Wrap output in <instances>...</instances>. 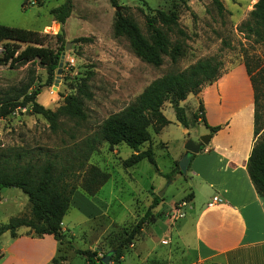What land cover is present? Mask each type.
<instances>
[{
  "label": "rangeland",
  "instance_id": "obj_1",
  "mask_svg": "<svg viewBox=\"0 0 264 264\" xmlns=\"http://www.w3.org/2000/svg\"><path fill=\"white\" fill-rule=\"evenodd\" d=\"M63 1L42 0V4H37L35 0H0L1 24L46 34L45 44L54 51H60V56L64 52L62 71L57 74L56 69L51 79L38 60L15 68L0 64V101L3 97L18 96L24 90L30 92L39 88L35 100L56 110L66 95L76 92L75 87L82 78L87 79L92 93L91 99L84 100L83 116L70 118L61 115L54 128L41 114L33 113L28 105L17 106L5 117H0V149L9 154L14 150L20 151L24 162L31 160L41 164L51 159L58 169L71 161L76 162L73 156L84 148L85 138L97 129L104 118L131 103L154 79L171 71L182 70L198 59L216 57L222 61V74L239 65L244 66L245 60L253 68L252 74L264 66V46L253 42L239 30V25L247 18L256 0H221L224 7L222 12L218 11L212 0H117L120 7H126L124 12L137 22L143 34H146V14H153L156 9L177 12L178 28L183 33L175 28L170 37L172 41L181 43L182 55L175 62L163 55V62L159 66L136 56L127 37L113 35L116 7L109 0H72L71 14L64 24H60L52 18L49 10ZM55 25H58L56 31L53 30ZM61 29L64 31V46L55 36ZM80 36L90 37L91 40L77 41L76 38ZM2 44L0 41V55ZM237 73L222 78L219 91L226 100L243 104L249 94ZM54 86L56 89H53ZM201 90L179 102L188 120L187 127L176 122L171 104L166 101L162 105L170 122L159 133L149 128L156 167L147 159L125 167L123 160L133 152L132 149L125 143L110 147L107 142H102L84 161L83 167L74 164L67 169L69 177L77 182L81 181L91 164L108 172L109 178L95 197L77 188L80 205L76 207L73 204L63 218L71 238V246L65 253L68 260L63 264H86L85 257L77 253V249L103 247L106 250L114 245L116 242L112 237L120 227L125 225L128 228L136 223L149 208L154 193L158 194L164 188L163 200L155 210L169 219L172 206L184 200L190 184L188 172L176 173L171 180H167L165 174L175 167L173 160L184 151L185 141L192 139L197 142L203 136V123L197 122L201 121L198 108ZM21 100L22 97H19L17 101ZM147 146L148 143H144L140 149ZM101 212H106L107 216H97ZM29 213L25 193L15 187L0 188V223ZM89 216L97 217L89 219ZM168 221L172 225L177 220ZM160 225L159 220L142 225V229L151 230L156 235L155 240L147 238L149 248L158 241ZM141 245L138 240L135 249L127 250L122 264H187L193 259L192 249L182 247L179 240L174 238L170 246L161 242L156 244L155 250L161 254L159 258L152 251L140 254L138 249ZM168 247H171L169 254L166 253ZM62 254L64 251L61 248Z\"/></svg>",
  "mask_w": 264,
  "mask_h": 264
},
{
  "label": "trees",
  "instance_id": "obj_2",
  "mask_svg": "<svg viewBox=\"0 0 264 264\" xmlns=\"http://www.w3.org/2000/svg\"><path fill=\"white\" fill-rule=\"evenodd\" d=\"M109 1L114 7L119 6L117 0ZM35 2L42 4V0H35ZM212 2L219 12L224 10L221 0H212ZM72 8V0H64L60 5L51 8L49 13L54 20L64 24ZM120 8L122 9L115 11L112 23L113 35L127 37L132 51L141 60L159 66L163 62V55H167L171 62H175L182 55L181 43L178 40L172 41L170 37V33L175 28L183 33L178 28L176 11L166 12L156 9L153 14H146V34H143L137 22L124 12L126 7ZM239 30L253 42L264 46V0H256L247 18L239 25ZM46 36L33 29L0 23V41L3 42L0 64H8L11 68H15L38 60L46 68L48 77L51 79L58 66L60 51H54L45 44ZM55 36L64 46V31L61 29ZM76 40L86 42L91 38L80 36ZM244 67L253 91L256 137L248 157L247 170L256 191L264 198V66L253 74V68L247 60L244 62ZM221 75L222 61L209 56L198 59L182 70L171 71L154 79L131 103L104 118L97 129L85 138L84 148L79 149L73 156L76 162L71 161L60 169L56 167L54 160L47 159L41 164L31 160L24 162L20 151L11 149L14 151L9 154L0 149V188H19L27 195L30 206L29 215L14 216L7 222L0 223V235L8 232L11 237H16L18 229L25 226L29 228L28 232L32 236L53 235L61 245L59 251L62 248L66 252L71 246V238L62 230L61 223L69 208L74 190L79 187L87 195L93 196L109 178L108 172L91 164L84 172L81 181L77 182L69 177L67 169L74 164L79 168L83 167L84 161L102 142H107L110 147L125 143L132 149L133 152L123 160L125 167L135 165L142 159H147L156 167L149 128H152L154 133H159L169 123L162 111L164 102L171 104L177 121L183 127H187L188 120L179 102L189 94H198L202 86L213 83ZM75 88L76 92L66 95L63 103L56 110L47 108L35 100L40 92L39 88L30 92L24 90L18 96L3 97L0 101V117H5L17 106L28 105L33 113L41 114L48 121L49 126L54 128L61 115L70 118L84 115V100L92 98L87 79L82 78ZM19 97H22L21 101H17ZM198 108L199 118L208 128L209 133L213 134L221 128V125L210 126L206 123L202 99H199ZM144 143H148V146L140 149ZM176 173H181L178 161H175V167L165 174V177L171 180ZM191 198V194L188 193L184 200L189 201ZM162 200L163 197L154 193L152 203L145 213L131 227L121 226L119 232L112 237L116 243L108 246L101 256L98 255V249H77V253L85 257L87 264H104L102 258L109 250H113L110 260H118L137 239L143 223L155 220L152 210ZM108 237L110 238V235ZM1 256L0 252V258ZM63 258V254H59L53 258V262L58 263Z\"/></svg>",
  "mask_w": 264,
  "mask_h": 264
},
{
  "label": "crops",
  "instance_id": "obj_3",
  "mask_svg": "<svg viewBox=\"0 0 264 264\" xmlns=\"http://www.w3.org/2000/svg\"><path fill=\"white\" fill-rule=\"evenodd\" d=\"M234 72H238L249 94L243 104L226 100L219 91L220 80ZM201 99L206 123L221 125V128L211 134L203 124L201 133L210 134V138L197 153L192 154L186 170L190 184L187 194L190 193L192 198L188 201L185 216L171 225L164 214L156 212L157 206L153 209L156 216L153 222L161 221L156 244L161 242L170 246L173 238L179 240L182 247L193 251V259L187 264H264V198L256 191L247 170L248 157L256 137L253 91L245 67L239 65L207 84L201 90ZM184 152L173 161H178ZM215 195L222 201L209 206ZM78 196L79 190L75 189L69 208L73 204L76 207L80 205ZM97 216L107 214L101 212ZM97 216H89V219ZM61 227L69 234L63 220ZM28 231V227L22 226L16 237H11L8 232L0 235V264H63L68 260L64 252L62 260L53 262V258L61 254V245L53 235L38 237ZM155 236L153 231L142 229L140 236L123 255L108 264H122L125 252L135 249L138 240L142 244L138 249L140 254L152 251L156 258L161 257L155 250L156 244L150 248L147 244L148 239L155 240ZM163 237H167L168 242L163 243ZM168 248L167 254L171 250V247ZM97 249L99 256L105 251L103 247Z\"/></svg>",
  "mask_w": 264,
  "mask_h": 264
},
{
  "label": "water",
  "instance_id": "obj_4",
  "mask_svg": "<svg viewBox=\"0 0 264 264\" xmlns=\"http://www.w3.org/2000/svg\"><path fill=\"white\" fill-rule=\"evenodd\" d=\"M120 6L116 7V10H119ZM58 25H55L54 27V31H56L55 28H57ZM63 60H64V52L61 54L60 58H59V62H58V66H57V74H60L62 71V66H63ZM56 84V81H55ZM53 89H56V87L54 86ZM187 131V129H185ZM210 138V134H205L203 136L200 137L199 141L195 142L192 139H187L184 143V150L185 152L183 153V155L181 156V158L178 161V166L179 169L181 171L182 174L186 173L190 158L192 156V154L197 153L202 145L207 144ZM165 189V188H164ZM164 189H162V191L158 192V195L161 197L163 194ZM113 254V250H109L105 253V255L102 258V261L104 264H108L110 261V257Z\"/></svg>",
  "mask_w": 264,
  "mask_h": 264
},
{
  "label": "built area",
  "instance_id": "obj_5",
  "mask_svg": "<svg viewBox=\"0 0 264 264\" xmlns=\"http://www.w3.org/2000/svg\"><path fill=\"white\" fill-rule=\"evenodd\" d=\"M221 201H222V198L219 197L218 195H215L211 198V201L208 203V205L210 206L214 203L221 202ZM187 206H188V201H186V200H181V201L177 202L175 205H173L171 208V213L169 215L170 221L174 222V221L184 217ZM162 242L163 243L168 242V238L163 237Z\"/></svg>",
  "mask_w": 264,
  "mask_h": 264
}]
</instances>
